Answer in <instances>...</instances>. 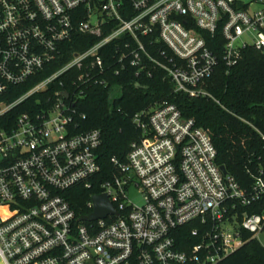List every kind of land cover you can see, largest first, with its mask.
Segmentation results:
<instances>
[{
  "label": "built area",
  "instance_id": "2783aa9c",
  "mask_svg": "<svg viewBox=\"0 0 264 264\" xmlns=\"http://www.w3.org/2000/svg\"><path fill=\"white\" fill-rule=\"evenodd\" d=\"M217 34L228 72L245 50L264 53V0H0V118L35 102L0 130V264H220L264 232V209L247 211L264 200V171L248 195L173 104L134 116L141 137L104 181L101 132L74 122L108 73L160 71L176 93L213 98ZM85 39L95 42L77 50ZM77 187L99 189L117 214L81 221L66 195Z\"/></svg>",
  "mask_w": 264,
  "mask_h": 264
},
{
  "label": "trees",
  "instance_id": "16d2710c",
  "mask_svg": "<svg viewBox=\"0 0 264 264\" xmlns=\"http://www.w3.org/2000/svg\"><path fill=\"white\" fill-rule=\"evenodd\" d=\"M85 41L76 46L77 50H85L95 42L94 39ZM224 43L220 34L215 39H208L209 48L219 59L215 73L204 85L212 95L211 99H191L176 93L163 72L155 70L151 78L144 73L140 77L134 72L116 77L108 73L105 75L108 86L91 84L85 89L86 98L74 107V122L79 131L97 129L101 132L102 146L98 150L102 169L98 175L100 181L111 178L114 159L127 162L130 145L140 139L141 134L133 124L134 116L167 102L179 108L185 119L194 120L208 133L217 151V164L234 176L248 195L253 192L255 179L264 171V141L261 138L264 135V53L245 50L238 65L228 72L223 62ZM77 76L76 72L71 75L72 79ZM71 83L65 82L66 90H70ZM27 87L13 89L12 99L22 95ZM116 91L121 93L120 97L114 96ZM34 103L30 100L0 118V130L13 127L17 116L30 112L29 106ZM99 193L97 188L85 190L77 187L66 195L77 217H83L91 212L88 204ZM263 209L264 200H261L249 206L247 211L248 214H260ZM247 238L244 247L220 264H264V247L257 239Z\"/></svg>",
  "mask_w": 264,
  "mask_h": 264
},
{
  "label": "water",
  "instance_id": "95a60500",
  "mask_svg": "<svg viewBox=\"0 0 264 264\" xmlns=\"http://www.w3.org/2000/svg\"><path fill=\"white\" fill-rule=\"evenodd\" d=\"M63 96L68 98L69 95L67 93H64ZM221 171L225 174H228L224 167H221ZM93 204L94 213L90 216L81 217V221L93 222L97 219L106 218L112 214H117L106 195L95 196V198L93 199Z\"/></svg>",
  "mask_w": 264,
  "mask_h": 264
},
{
  "label": "rangeland",
  "instance_id": "374dc122",
  "mask_svg": "<svg viewBox=\"0 0 264 264\" xmlns=\"http://www.w3.org/2000/svg\"><path fill=\"white\" fill-rule=\"evenodd\" d=\"M114 96L116 97H120L121 93L119 91H116V93L114 94ZM130 201L136 205V206H143L145 201H144V197L142 195H140L136 189H131L129 191V195H128ZM257 241H259L261 243V245L264 247V232L260 233L257 236Z\"/></svg>",
  "mask_w": 264,
  "mask_h": 264
}]
</instances>
